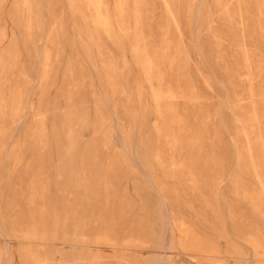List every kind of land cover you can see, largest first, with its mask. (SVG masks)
<instances>
[{
    "label": "rangeland",
    "instance_id": "1",
    "mask_svg": "<svg viewBox=\"0 0 264 264\" xmlns=\"http://www.w3.org/2000/svg\"><path fill=\"white\" fill-rule=\"evenodd\" d=\"M0 264H264V0H0Z\"/></svg>",
    "mask_w": 264,
    "mask_h": 264
},
{
    "label": "bare ground",
    "instance_id": "2",
    "mask_svg": "<svg viewBox=\"0 0 264 264\" xmlns=\"http://www.w3.org/2000/svg\"><path fill=\"white\" fill-rule=\"evenodd\" d=\"M161 99V98H160Z\"/></svg>",
    "mask_w": 264,
    "mask_h": 264
}]
</instances>
